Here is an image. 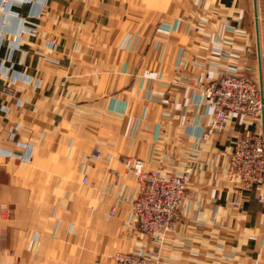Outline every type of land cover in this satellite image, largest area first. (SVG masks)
Masks as SVG:
<instances>
[{
  "label": "crops",
  "instance_id": "obj_1",
  "mask_svg": "<svg viewBox=\"0 0 264 264\" xmlns=\"http://www.w3.org/2000/svg\"><path fill=\"white\" fill-rule=\"evenodd\" d=\"M255 3H6L0 264H111L144 250L158 264H264V183L246 189L227 175L237 141L259 122L235 113L209 133L202 93L230 65L263 80ZM126 155L147 169L192 170L156 254L132 216L138 182L124 170Z\"/></svg>",
  "mask_w": 264,
  "mask_h": 264
},
{
  "label": "built area",
  "instance_id": "obj_2",
  "mask_svg": "<svg viewBox=\"0 0 264 264\" xmlns=\"http://www.w3.org/2000/svg\"><path fill=\"white\" fill-rule=\"evenodd\" d=\"M258 26L262 54L264 6L258 8ZM7 88L8 95H13L14 90ZM202 93L212 113L209 133L220 127L231 114L241 113L258 120V129L246 133L237 141L229 157L227 175L243 188L264 183V78L258 83L248 72L230 65L220 79L205 86ZM127 164L129 172L139 184L133 201L134 221L149 238L152 248L160 246L178 208L188 195L191 167L186 166L179 172H165L160 168L147 169L142 159L132 158L128 159ZM86 182L87 176H84L83 183ZM152 256L148 252H120L112 257L111 263L157 264Z\"/></svg>",
  "mask_w": 264,
  "mask_h": 264
},
{
  "label": "rangeland",
  "instance_id": "obj_3",
  "mask_svg": "<svg viewBox=\"0 0 264 264\" xmlns=\"http://www.w3.org/2000/svg\"><path fill=\"white\" fill-rule=\"evenodd\" d=\"M10 1L11 0H1V5H0V21H2L3 19H2V17H4V15H6V10H5V8H6V3H10ZM262 3V4H261ZM257 6H258V8H260V7H262V6H264V3L262 2V0H257ZM31 33H33V31H31ZM54 44H57V42H54ZM47 58V61H49L50 63H52L53 65H56V64H58L59 62H58V60H56V59H54V58H49V57H46ZM46 71L48 72V73H52L53 72V69L52 68H48V69H46ZM6 89H8L7 87L6 88H3V93H5L6 95H8V93L6 92ZM256 129H258V127L256 128ZM13 135H14V133H13ZM130 158H132V159H141V158H138V157H135V156H133V155H126V157L124 158V161H123V167H124V170H125V172H127L128 174H131L130 172H129V168H128V159H130ZM143 160V159H142ZM144 161V160H143ZM150 169H154V168H150ZM115 175L117 176L118 175V172L117 171H115ZM136 181H138V180H136ZM258 184V183H257ZM241 187V186H240ZM253 187V186H252ZM243 188V187H242ZM248 188H250V187H248ZM138 189H139V184H138ZM247 189V188H246ZM138 192V191H137ZM187 194H188V189H187ZM188 199V195H187V197H186V199H185V201ZM185 201L180 205V207L178 208V210H177V214H176V216H175V218H174V220L172 221V224H171V226H170V228H169V230L168 231H170V230H172L173 228H174V224H175V222H176V219H177V217L178 216H180V211H181V209H182V205L185 203ZM132 210H133V207H132ZM2 213V212H1ZM132 216H133V214H132ZM136 226H137V224H136ZM137 229H138V231H139V233H141V234H143L144 235V233H142V231L139 229V226H137ZM168 231H167V233H166V235H165V238H164V240H163V242H162V244L160 245V246H157V247H153V251H154V254H156L160 249H161V247L164 245V242L166 241V239H167V237H168ZM148 241L150 242V240H149V238H148ZM140 252H145V250L144 251H140ZM112 260V259H111ZM156 262H157V264H158V259L156 260ZM111 264H113V263H111Z\"/></svg>",
  "mask_w": 264,
  "mask_h": 264
},
{
  "label": "water",
  "instance_id": "obj_4",
  "mask_svg": "<svg viewBox=\"0 0 264 264\" xmlns=\"http://www.w3.org/2000/svg\"><path fill=\"white\" fill-rule=\"evenodd\" d=\"M255 1H256L255 8H254V12H255V25H256L257 35H258V43H259V46H260V42H259V26H258V6H257V0H255ZM260 52H261V49L259 50V53Z\"/></svg>",
  "mask_w": 264,
  "mask_h": 264
}]
</instances>
